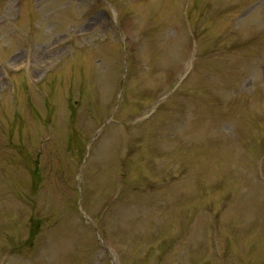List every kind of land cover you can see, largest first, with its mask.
Here are the masks:
<instances>
[{
    "label": "rangeland",
    "instance_id": "rangeland-1",
    "mask_svg": "<svg viewBox=\"0 0 264 264\" xmlns=\"http://www.w3.org/2000/svg\"><path fill=\"white\" fill-rule=\"evenodd\" d=\"M0 264H264V0H0Z\"/></svg>",
    "mask_w": 264,
    "mask_h": 264
}]
</instances>
